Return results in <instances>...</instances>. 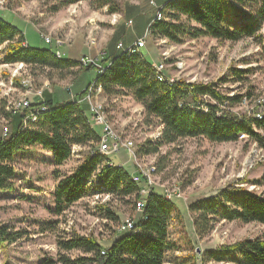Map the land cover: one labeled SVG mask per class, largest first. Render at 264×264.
Masks as SVG:
<instances>
[{"label":"trees","instance_id":"obj_1","mask_svg":"<svg viewBox=\"0 0 264 264\" xmlns=\"http://www.w3.org/2000/svg\"><path fill=\"white\" fill-rule=\"evenodd\" d=\"M80 1L86 0H57L52 9L58 11ZM92 4L96 9L107 8L111 14L122 11L119 0H93ZM160 6H163V14L167 11L168 19L152 22L153 17L150 31L153 37L174 43L202 37L235 43L260 36L264 26V0H167ZM117 35L112 41L116 42ZM115 48L118 53L107 54L102 60L105 70L102 74L98 72L95 84L100 85L108 97L130 95L144 107L149 124L153 120L162 126L155 141L148 140L140 145L139 155L158 154L162 146L182 139H204L223 144L237 142L243 135L264 149V136L260 133L264 130L263 114L235 111L237 106L244 104L247 96L225 93L218 82L179 79L169 83L145 56L143 58V54L118 50L116 44ZM0 54L2 63H22L60 74L67 71L72 74L76 67L87 71L94 69L83 67L78 60L58 58L52 49L30 46L24 32L2 15ZM245 73L233 69L232 75L240 80ZM221 81L225 83L227 79ZM83 97L84 93L80 98ZM42 104L46 106L34 109L32 115H26L29 110L18 113L11 109L5 113L11 128L8 135L0 139V192L15 189L17 156L41 148L51 153L52 163L57 168V185L52 194L57 215L83 198L99 193L129 198L135 208L144 182L136 183L132 172L96 150L101 132L92 126L90 115H87L88 105L79 101L54 103L45 98L44 103L34 102L31 109ZM24 117L28 127L23 126ZM75 146L88 147V150L72 173L61 175L58 168L72 158ZM263 181L242 179L227 185L216 195L190 203L188 211L198 238L207 237L221 221L264 225V195L241 186L248 182L261 185ZM99 210L118 228L122 221L114 212L104 205ZM136 221L135 231L122 233L117 230L116 238L107 247L93 236L81 234L58 239V261L62 264H198L200 258L201 264H264V237L246 238L200 255L190 239L186 238L183 244L174 240L171 229L176 224L183 226V212L176 200L166 198L162 188L152 187L145 197L143 215ZM25 233L27 231L0 225V246L17 242ZM71 251H79L81 255L73 258L69 255ZM179 252L185 255L178 256ZM53 263L48 260L43 264Z\"/></svg>","mask_w":264,"mask_h":264},{"label":"rangeland","instance_id":"obj_2","mask_svg":"<svg viewBox=\"0 0 264 264\" xmlns=\"http://www.w3.org/2000/svg\"><path fill=\"white\" fill-rule=\"evenodd\" d=\"M119 1L123 9L129 5L128 1L138 0ZM141 1L144 3V13L135 12L130 15L134 25L127 20L129 27L120 34L122 40L128 34L135 36L139 29L146 28L156 12V7L150 4V0ZM56 2L57 0H0V15L24 32L30 46L60 50L64 60L75 56L74 49L68 45L58 48L55 43L47 44L44 35L64 42V38L68 36L72 38L67 40L71 45L74 38L76 41L81 39L86 44L97 42V49H102V42L107 37L110 38L112 33L113 14L106 8H90L89 4L84 8L79 6L74 9L70 6L53 11L52 6ZM160 7L158 5V9ZM163 17L168 19L167 11ZM120 19L117 24L124 22L123 18ZM145 31L150 33L146 47L140 49V54L151 61L152 65L162 62L165 65L164 71L170 78L188 82H218L221 91L225 93L247 96L244 104L235 108L237 113L264 110V26L260 36L235 43L208 37L174 43L165 38L153 37L150 23ZM117 36L115 40H118ZM80 47V50H84L83 53L87 52L82 43ZM2 59L0 54V139L10 131L11 125L5 113L11 112L13 105L24 97L27 85L24 80L27 76H30L35 91H43L48 87L67 91V86H73L75 80L78 83L85 79L94 81L98 76L95 69L85 71L76 67L72 74L68 71L60 74L47 69H34L22 63L5 64ZM82 66L86 67L84 64ZM233 69L247 73L243 75V79L238 80L232 75ZM222 78H226L227 82H222ZM92 98L105 109V117L121 139L118 142L128 139L135 145L134 156L129 155L127 150H121L109 155L111 161L129 172H133L138 165L147 167L146 171L156 166L157 172L151 174L155 187L180 188L181 198L173 200L177 201L183 212L184 222L183 226L176 224L172 227L174 240L183 244L186 238L190 239L200 255L206 250L226 247L246 238L264 237L262 224L221 221L207 237L199 239L188 211V205L193 201L216 195L229 184L238 183L242 179L264 180V149L256 141L246 135L241 136L237 142L223 144L204 139H182L175 144L162 146L158 154L141 156L138 154L140 145L148 140L155 141L161 134L162 126L153 120L149 124L144 107L130 95L108 97L102 90ZM78 101L82 102L81 99ZM32 102H36V98ZM92 123L101 132L96 123ZM6 132L8 133L5 135ZM260 133L264 136V130H260ZM87 150L88 147L75 146L72 158L58 168L60 174L72 173ZM15 166V189L0 192V225L6 224L13 230L27 233L15 243L0 246V264H43L48 260L54 261L53 264H62L58 261V239L74 234L93 236L103 247L109 246L116 238L119 226L117 228L116 223L103 216L99 210L102 205L114 212L122 223L128 216H134L136 220L141 216V212L137 211L136 206L133 207L129 198H116L103 193L85 197L63 214L57 215L52 195L57 185V168L52 163L51 153L41 148L27 150L17 156ZM241 186L264 195V181L261 185L248 182ZM69 255L75 258L81 253L71 251ZM177 255L185 253L179 252ZM197 263L201 264L200 258Z\"/></svg>","mask_w":264,"mask_h":264},{"label":"built area","instance_id":"obj_3","mask_svg":"<svg viewBox=\"0 0 264 264\" xmlns=\"http://www.w3.org/2000/svg\"><path fill=\"white\" fill-rule=\"evenodd\" d=\"M150 4L156 7L157 11L154 16V18H156L159 15L157 0H150ZM154 18L152 22L154 21ZM131 23L132 21L129 22V24ZM148 34L149 32L145 31V34L143 37H141L136 42L130 45H125L123 42H119L117 44V49L120 50V47H132V48L142 49L146 47V41H147ZM43 38L47 44L55 43L58 48L64 45L63 40H51L49 39L48 36H43ZM93 46H95V43H90V48ZM105 57H106V52L100 51L96 55H92V54L84 55L79 60H82L83 63H86V67H93L96 70V74H97V72H99V70H101L102 66H104L105 64V63H102V60L105 59ZM107 63H110V62H107ZM156 64L159 65L160 71H162L163 76L167 78V82L170 83L172 78H170L169 75H167L166 72L164 71L165 65H161V63H156ZM95 83H96V79L87 85V87L84 90V97L80 99L82 100V102H86L89 105L90 118H92L93 122L96 123L97 128L101 130L102 143H99V148L109 150L110 156L121 150H127L129 155L134 156L133 154V147L135 146L134 142H131L128 139H125V142H117L118 132L112 129L111 125L108 124V121H101L100 106L97 105L96 101H93V98H92V90H95ZM27 84H28V94H26L25 101L21 103V107H20V110H18V113H23L24 111L29 110V112L26 115H32V113H34V109L42 108V106H46V104H42L40 106H37L31 109V106L33 104L32 102L33 97H38L39 98L38 102H41V103L45 102V98L43 96L44 90L35 91L33 89L32 80L30 76H27ZM66 90L73 99L74 98L76 99V95H74V92H73V86H67ZM256 114H263L264 116L263 111L257 112ZM23 126L28 127V125L25 123V117L23 120ZM7 133L8 132H6L5 135ZM146 169L148 168L135 166L134 171L132 172V174H136L144 182V196H142L143 202L145 200L146 195H148V192H150L152 187L155 186V185H149V181L148 179H146ZM164 190L166 194H169L173 198H176V197L181 198V191L179 187L173 188V189H164ZM134 220L136 219L124 220V228H122L121 232H123L124 230H132Z\"/></svg>","mask_w":264,"mask_h":264},{"label":"crops","instance_id":"obj_4","mask_svg":"<svg viewBox=\"0 0 264 264\" xmlns=\"http://www.w3.org/2000/svg\"><path fill=\"white\" fill-rule=\"evenodd\" d=\"M92 1L93 0L80 1L77 4H74V5H71V6L74 7V9H76V7H79V6H81L82 8H84L85 5L89 4V6L91 8V6H93L92 5ZM165 2H167V0H161L160 2H159V0H157L158 5H160L161 3H165ZM128 4L129 5H126V7L125 6L123 7V9H122V11L120 13L113 14V19L111 20V23L113 24V26L111 28L112 33L110 35V38L107 37L106 39H104L105 41L102 42L103 43L102 49H100V50L97 49L96 39H94V41L96 42L95 46H93V47L90 48V42H87V44H86L81 39H78V41H76V39L74 38L72 45L71 44H68L67 43V40L69 41L72 38H68V36H66L64 38V40H65L64 45H68L69 47H72V50L74 49V52L73 53L74 54L76 53L75 56L71 57L69 60H75V61H77V60H79L84 55L93 54V53H95L94 55H96L101 50H104L106 52V56H107V54L110 55V54H113V53H118V51L115 48V44L117 45L118 42H121L122 41V42H124L125 45H130V44L136 42L141 37H143L144 32H145L147 26L149 25L150 21L147 24L146 28L144 27V28L139 29L137 31V34L135 36H131V34L130 35L128 34L126 36V34H123V35L126 36L125 37V40H122L120 38L121 37L120 34L122 35V33L124 32L125 28H128L129 27V25L127 23V20L132 21L131 24L134 25L133 18H131L130 15L132 13H135V12L144 13V8H143L144 3L141 0H138V1H135V2H133V1L129 2L128 1ZM124 12H125V14H127L128 17L125 16V14H123ZM155 13L153 15H155ZM153 17L154 16H152L151 19ZM120 18H123L124 22L122 21V23H120V24L118 23L117 24V22H119V20H121ZM117 29H118V32H119V34H118L119 36H117L118 37V40H116V42H114L112 40H114V37H115V35L117 33ZM81 43H82L83 47L86 48L87 52H84L83 53L84 50H80L79 49ZM76 45L79 46V47H77ZM149 62H151V61H149ZM85 71H87V70H85ZM91 81H92V79H88V80L85 79V81H81L79 83L76 80L74 81V83L72 82L73 83V92H74V95H76V99L75 98L73 99L69 95V93L67 91H62L61 89L53 90L50 87H48L46 90H44L45 91V94H43V96H44V98L52 99V101L54 103H63V102H69V101H78V99H80L81 95L84 93L85 88L87 87V85L89 83H91ZM34 98H36V102L39 101V98L38 97H33V99ZM57 98L59 100H57ZM81 103L87 104L86 102H81ZM87 115H89V105H88ZM110 160H111V158H110Z\"/></svg>","mask_w":264,"mask_h":264},{"label":"bare ground","instance_id":"obj_5","mask_svg":"<svg viewBox=\"0 0 264 264\" xmlns=\"http://www.w3.org/2000/svg\"><path fill=\"white\" fill-rule=\"evenodd\" d=\"M162 9H163V6H161V7L158 9V14H159V15H158L155 19L161 20V19L165 18V17H163L164 14H163ZM149 33H150V32H149ZM44 36H46V35H44ZM48 37H49V36H48ZM49 39H51V38L49 37ZM51 40H52V39H51ZM120 50H122V51H130V53H140V49H138V48H132V47H120ZM56 55H57L58 58H62V57H63L62 52H61L60 50H56ZM80 63H81L82 65L84 64V65L86 66V63H83L82 60L80 61ZM161 65H164V64H162V62H161ZM153 67L159 72V74H160V76H162V78H166V77L163 76L162 71H160L159 65H153ZM104 70H105V69H101V70H99V73L102 74V73L104 72ZM166 79H167V78H166ZM175 81H176V80H174V79L171 80V82H175ZM24 82L27 83V79L24 80ZM98 91H102V87H101L100 85H96V84H95V90H92V97H93ZM26 94H28V84L26 85V88H25L24 97H23L19 102H17L16 105H13V108H12V109H13L14 112H18V110H20L21 103H23V101H25ZM97 105H99V106H100V109H101V121H108V119L105 117V109L103 108V106L100 105V104H97ZM90 120H91V122L93 121L92 118H90ZM108 124L111 125L109 121H108ZM111 127H112V125H111ZM112 129H113V128H112ZM118 141H121V139H120V137L117 135V142H118ZM99 143H102V136H101V139H100ZM99 143H98V146H97L96 150H98L99 152L104 153V154H106L107 156H109V155H110V151H109V150H105V149H100V148H99ZM133 148H134V147H133ZM138 167H143V166H139V165H138ZM150 168H151V167H150ZM155 172H156V166H153V167L151 168V170L149 169L148 171H146V179H148V181H149V185H155L154 181H153L152 178H151V176H152L151 174L154 175ZM132 178H133V180H134L136 183H140V182L142 181V180L140 179V177L137 176L136 174H132ZM164 189H171V188L167 186V188L165 187ZM172 189H173V188H172ZM148 194H149V192H148ZM165 195H166V198H167V199H173V197L170 196L169 194H166V193H165ZM142 196H144V188H142V190L140 191V198H139V199L137 200V202H136V209H137V211L141 212V215H143V209H144V207H145V200H144V202H143V197H142ZM146 196H147V195H146ZM132 219H135L134 216H128V218H127L126 220H132ZM122 228H124V222H123V223H122V222L120 223L119 228H118L119 232H121ZM136 229H137V221L134 220V222H133V229H132V230H124L122 233H124V232H129V231H135Z\"/></svg>","mask_w":264,"mask_h":264}]
</instances>
